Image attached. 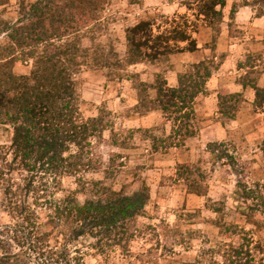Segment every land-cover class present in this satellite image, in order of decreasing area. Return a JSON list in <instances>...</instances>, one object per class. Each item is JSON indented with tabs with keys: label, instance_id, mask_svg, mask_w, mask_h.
<instances>
[{
	"label": "rangeland",
	"instance_id": "374dc122",
	"mask_svg": "<svg viewBox=\"0 0 264 264\" xmlns=\"http://www.w3.org/2000/svg\"><path fill=\"white\" fill-rule=\"evenodd\" d=\"M37 1L0 0L1 29L18 22L23 5ZM106 1L98 21L83 30L82 42L94 53L103 51L111 58L114 53L120 60L125 59L126 31L141 21L151 20L155 28L162 31L175 25L192 31L201 24L195 10H188L186 14H166L160 4L186 6L195 0ZM4 36L0 35V41ZM185 45L181 44V47ZM211 50L214 54L213 45ZM178 54L156 63L121 69L88 65L76 74L83 118L104 117L108 128L92 141L96 170L62 177L56 185L42 187L44 192L40 193L37 209L41 222L46 225L43 232L49 234L48 240L54 251L59 253L69 243V258L81 257L86 264H228L223 256L232 244L243 249L244 261L264 264V157L261 151L264 110L255 111L246 101L233 123L216 115L219 113V96L230 90L220 88L218 84L214 88L213 83L209 90V79L206 92L195 102L193 124L196 135L187 139L185 146L168 148L173 142L168 139L172 124L164 117L163 124L155 128L138 127L142 117L154 111L161 112L154 103V91L149 89L139 96V82L152 85L158 75L168 82L171 72L177 73L178 80V75L192 65L183 64ZM218 57V60H212L217 69L225 56L219 54ZM32 66L33 61L18 63L14 73L29 75ZM263 72L261 55L250 54L243 62L229 68L227 81L233 84L247 78L258 82ZM212 122L225 128L230 125L228 136L218 133L214 136L217 130L213 129ZM10 143L8 128L0 127V145ZM167 154L170 156L165 158ZM175 159H180L181 163H172ZM157 169L162 171L156 173ZM14 178L20 181L19 174ZM158 184L167 187H155ZM144 186L149 189L150 201L132 226L135 234L128 248L108 244L98 248L95 239L71 241L68 226L50 222L51 217H55L54 206L71 193L82 205L89 200L103 199L106 190L131 196ZM1 187L0 223L4 225L10 222V217L2 207ZM247 193L254 199H247ZM254 205L260 206L262 212L251 211Z\"/></svg>",
	"mask_w": 264,
	"mask_h": 264
},
{
	"label": "trees",
	"instance_id": "16d2710c",
	"mask_svg": "<svg viewBox=\"0 0 264 264\" xmlns=\"http://www.w3.org/2000/svg\"><path fill=\"white\" fill-rule=\"evenodd\" d=\"M252 1L243 0L241 5L251 6L257 17H263L264 0ZM106 2L39 0L22 6L16 24L0 27V35L5 34L0 41V127H7L11 136L10 145H0L1 203L10 217L9 223H0V264H86L81 257L69 258V243L59 253L51 248L37 209L42 187L56 185L62 177L97 169L92 141L108 126L104 117L83 118L76 74L88 65L121 69L198 50L193 34L199 26L188 31L175 25L162 31L153 21L144 20L127 29L124 60L114 53L113 58L103 51L94 53L83 46L82 32L98 21ZM194 3L186 4L187 9L195 10L197 20L213 29L216 42L227 0ZM239 7L234 4L231 8V30ZM212 60L190 65L178 75L175 87L161 75L152 85L139 82V96L149 89L154 91V103L172 124L168 139L173 142L168 148L183 147L187 139L195 137V102L206 92L207 82L217 69ZM30 61L33 66L29 75L14 73L18 63ZM240 83L254 90L255 111L263 110L264 88L257 80L244 78ZM244 102L243 93L225 92L219 96L218 112L233 121ZM261 151L264 157V141ZM15 174H19L20 181ZM103 194V199L82 205L73 193L65 196L54 206L55 217L50 222L68 226L71 241L95 239L98 248L105 244L128 248L135 234L132 226L150 201L149 189L144 186L131 196L112 190ZM246 196L254 199L250 193ZM251 211L262 212L258 205ZM228 248L223 256L228 264H250V260L244 261L241 247L230 244Z\"/></svg>",
	"mask_w": 264,
	"mask_h": 264
},
{
	"label": "crops",
	"instance_id": "0c3cea01",
	"mask_svg": "<svg viewBox=\"0 0 264 264\" xmlns=\"http://www.w3.org/2000/svg\"><path fill=\"white\" fill-rule=\"evenodd\" d=\"M242 1L243 0H227V6L224 9V20L220 26L221 32L217 36L216 42H214L215 32L212 28H210L202 21L199 26L198 32L195 33L198 50L195 52L178 54L177 56L179 59H183V64L185 62L197 64L209 59L218 60L219 54L225 56L221 61L220 67L217 70H214L212 77L208 82L209 90L211 88V83H213L215 86L214 88H217V86L220 85V88L228 89L230 90V93H243L245 95V102L247 101L248 106L253 108V102L255 99L254 90L251 88L245 89L238 80L233 84H230L227 81L228 78H230L227 75L229 68L233 67L239 62H243V60L247 58V55H261L264 62V16L257 17L255 11L251 6L241 5ZM146 2L148 3L150 1L148 0ZM160 4L166 14H169V12L182 14H186L187 12H189L187 7L182 4H163V2H161ZM234 4H238L240 5V7L235 15V19L233 20L234 26L231 30L229 28V22H231V20L229 19V14ZM212 45H214L215 47L214 54L211 50ZM257 68L259 67H256V69ZM171 73L172 75L168 79L169 86L175 87L178 84L176 76L177 73ZM230 74H233V72H230ZM228 83L230 85H228ZM258 85L264 88V72L258 80ZM213 93L214 92H210L211 95ZM196 112H199V110L196 109ZM214 112H216V109H214ZM216 115H219V113H216ZM163 117L164 116L162 112L154 111L148 116L142 117L138 123V127L145 129L155 128L159 124H163ZM237 124L240 126V120L237 122ZM213 125V129L217 130V132L214 133V136L217 133L220 136L222 134H225V137L228 136V128L231 127L230 125L227 128H225L222 124H218L217 122L213 123ZM166 127L169 128V125L167 124ZM166 156L170 155H165V158ZM178 157H180V155ZM177 162L181 163L180 159L172 160V163H174L175 165L177 164ZM161 171L162 169H159V171L157 169V171L155 172L157 173ZM155 187H167V185L165 186L162 184H158L155 185Z\"/></svg>",
	"mask_w": 264,
	"mask_h": 264
}]
</instances>
